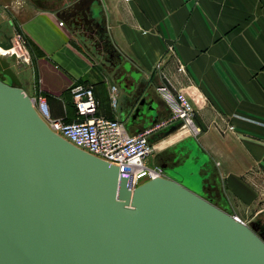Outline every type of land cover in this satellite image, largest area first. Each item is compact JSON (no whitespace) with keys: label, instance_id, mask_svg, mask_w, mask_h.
<instances>
[{"label":"crops","instance_id":"1","mask_svg":"<svg viewBox=\"0 0 264 264\" xmlns=\"http://www.w3.org/2000/svg\"><path fill=\"white\" fill-rule=\"evenodd\" d=\"M99 3L102 40L95 33L84 39L49 8L17 5L12 17L21 42L13 45L21 76L13 70L24 93L43 100L52 118L70 122L76 115L69 87L91 85L95 114L135 134L168 116L157 85L181 90L198 132L182 126L154 136L152 167L190 158L206 198L221 195L239 220L234 209L263 212L264 0ZM140 98L150 108L131 118Z\"/></svg>","mask_w":264,"mask_h":264},{"label":"water","instance_id":"2","mask_svg":"<svg viewBox=\"0 0 264 264\" xmlns=\"http://www.w3.org/2000/svg\"><path fill=\"white\" fill-rule=\"evenodd\" d=\"M63 4L98 25L99 0ZM11 46L4 36L0 47ZM149 108L140 98L131 118ZM189 164L155 166L130 188L114 165L47 127L0 54V264H264V223L215 206L198 181L185 186Z\"/></svg>","mask_w":264,"mask_h":264},{"label":"built area","instance_id":"3","mask_svg":"<svg viewBox=\"0 0 264 264\" xmlns=\"http://www.w3.org/2000/svg\"><path fill=\"white\" fill-rule=\"evenodd\" d=\"M58 23L61 24L62 21L58 20ZM13 39L15 44L21 42L18 34ZM114 88L115 86L111 85V89ZM69 90L75 120L65 122L59 118H52L47 104L40 99L32 100L36 113L54 133L74 146L114 165L119 174L126 177L130 188L157 174L156 169L146 166L143 161L152 153V143L149 141L151 137L176 122H180L179 127L187 126L191 134L198 132L191 122L192 106L186 94L181 90H172L164 84L157 85L156 90L168 110V116L135 134H128L120 121L95 114L96 101L91 85L74 83Z\"/></svg>","mask_w":264,"mask_h":264},{"label":"rangeland","instance_id":"4","mask_svg":"<svg viewBox=\"0 0 264 264\" xmlns=\"http://www.w3.org/2000/svg\"><path fill=\"white\" fill-rule=\"evenodd\" d=\"M17 5H27L23 0H0V41L3 40L4 36H9L13 41V43L15 44V40L13 39L14 36L17 34L16 33V26H15V22L13 20L12 17V13L17 9ZM17 50L14 47L12 49V51L8 52L7 54H5V58L6 60L9 62V64L11 65V67L13 69H15L16 71H18L21 68L22 65V61L19 59V57L17 56ZM19 72V71H18ZM18 77L21 76V73H18ZM191 134V132H189ZM197 134V133H196ZM195 135V134H194ZM189 141V140H188ZM197 148H194V151ZM193 151V152H194ZM196 153V152H195ZM151 155H153V150L152 153L144 158V164L146 166L152 167L153 166V162L151 159ZM181 167V166H180ZM155 169V167H152ZM194 165L193 164H189L187 166H184L183 169H181V173L183 176V184L187 187H189L190 189H192V187L194 188V190H198V185H197V181L199 179V176L192 173V175L189 174L190 171L194 172ZM194 184V185H193ZM213 204L223 210H229V211H233L232 207L229 208L228 205L226 204V202L223 200V198H221V195L219 194H213ZM234 205H235V201H234ZM233 205V206H234ZM234 211L238 212L239 215H242V222L247 223L248 220H246L248 217H250V211L248 210H241V209H234ZM250 214V215H249ZM248 216V217H247ZM254 218H259L261 222L264 223V211L260 212L259 214H255V215H251V220ZM249 219V220H250Z\"/></svg>","mask_w":264,"mask_h":264},{"label":"flooded vegetation","instance_id":"5","mask_svg":"<svg viewBox=\"0 0 264 264\" xmlns=\"http://www.w3.org/2000/svg\"><path fill=\"white\" fill-rule=\"evenodd\" d=\"M24 1V0H23ZM33 2L37 7H45L52 9L54 8L58 13L65 19L66 24L78 34L81 35L84 39H91L92 34L95 33L100 40L103 39L102 33V26L98 23L97 26H92L91 28L87 27V18L81 16L79 13L75 14L73 17L72 15H68V8L66 10H60L63 7L64 0H30ZM73 2L75 0H69ZM105 43V42H104ZM98 44V41H94V45ZM207 197V194L205 195ZM208 199V198H207Z\"/></svg>","mask_w":264,"mask_h":264},{"label":"bare ground","instance_id":"6","mask_svg":"<svg viewBox=\"0 0 264 264\" xmlns=\"http://www.w3.org/2000/svg\"><path fill=\"white\" fill-rule=\"evenodd\" d=\"M0 48L4 50V53H3V54H7L9 50L12 51V49L14 48V45H13V43H12L11 48H8V49H4V48H2V47H0ZM9 66L11 67L10 64H9ZM11 69L13 70L12 67H11ZM14 72H15V71H14ZM179 128H181V127H179ZM179 128H178V129H179ZM183 131L189 132L188 127H187V126H184V130H183Z\"/></svg>","mask_w":264,"mask_h":264},{"label":"trees","instance_id":"7","mask_svg":"<svg viewBox=\"0 0 264 264\" xmlns=\"http://www.w3.org/2000/svg\"><path fill=\"white\" fill-rule=\"evenodd\" d=\"M152 138V140H153V137H151Z\"/></svg>","mask_w":264,"mask_h":264}]
</instances>
